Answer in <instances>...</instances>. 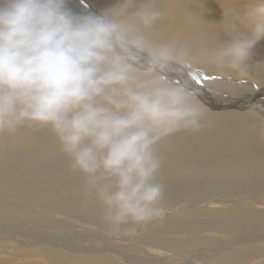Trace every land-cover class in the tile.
I'll return each instance as SVG.
<instances>
[{"label":"clouds","instance_id":"obj_1","mask_svg":"<svg viewBox=\"0 0 264 264\" xmlns=\"http://www.w3.org/2000/svg\"><path fill=\"white\" fill-rule=\"evenodd\" d=\"M70 3L0 0V135L49 130L102 222L119 232L165 214L157 146L206 119L192 74L239 86L264 71V57L227 15V38L161 41L158 0H114L99 13ZM247 15L264 19V6Z\"/></svg>","mask_w":264,"mask_h":264},{"label":"bare ground","instance_id":"obj_2","mask_svg":"<svg viewBox=\"0 0 264 264\" xmlns=\"http://www.w3.org/2000/svg\"><path fill=\"white\" fill-rule=\"evenodd\" d=\"M113 2L71 0L69 7L99 13ZM255 3L158 0L166 16L154 38H227V15L249 33L257 58L264 57V19L252 20L246 12ZM201 74L211 77L194 84L206 114L204 126L157 146L162 163L156 180L163 187L165 214L143 225L115 232L102 222V206L85 195L84 178L70 169L49 130L0 135V256L20 255L13 256L16 264L38 253L62 264H238L263 256L264 139L258 132L264 125V71L251 75L255 83L241 80L239 86L212 72ZM63 160L68 166L62 172L44 170ZM180 180L198 189H167ZM72 216L85 220L78 229L89 228L88 234L67 239L75 228L66 223ZM218 235L230 239L201 251ZM231 249L241 250L228 254Z\"/></svg>","mask_w":264,"mask_h":264},{"label":"rangeland","instance_id":"obj_3","mask_svg":"<svg viewBox=\"0 0 264 264\" xmlns=\"http://www.w3.org/2000/svg\"><path fill=\"white\" fill-rule=\"evenodd\" d=\"M258 5V6H257ZM253 5L250 4V7H252ZM264 6V0H256V3H255V6L253 7H262ZM250 9L247 8L246 12H248ZM263 49V48H262ZM256 49H254L255 51ZM262 51V50H261ZM255 78L256 77H253L251 76L249 79H244L243 82H252V83H255ZM68 166V163L63 160V161H60V162H55V163H52L48 166H46L44 168V170L46 171L47 174H58L60 172H62L63 170H65ZM198 184L196 183H191V182H188V181H185V180H180L177 184H173L171 186H169L167 189H170V190H173V191H194V190H197L198 189ZM67 221L66 223L69 224L71 227H75L74 229H70L71 231V234L69 235V237L67 239H70V237H78L81 238L83 235H86L88 234V229L89 228H79L78 229V226L81 227V223H83L85 220L82 219L81 216H72V217H67ZM62 220H65L64 218H62ZM98 233V232H97ZM215 238H216V241H215ZM213 239V241H211L209 244H207L201 251H203L204 249H207V248H210L212 246H214L215 244L221 242V241H225L227 239H230L228 238L227 236H220L218 235L217 237H215ZM72 240H76V239H72ZM215 241V242H214ZM213 242V243H212ZM215 243V244H214ZM213 244V245H211ZM241 249H237L236 251H234V249H231L230 251H227L228 254H233V253H236V252H239ZM227 252H225L224 254L227 255ZM20 257V255L17 256V254H10L8 253V256L7 255H1L0 256V264H16L15 262V259H18V258H14V257ZM46 255L45 254H42V253H38V255H36L35 257H30V258H27V259H24L23 261H18L17 264H62V262H58V261H55V262H51V259H48L47 257H45ZM259 256V255H258ZM50 260V261H49ZM2 261V262H1ZM10 261V262H9ZM36 261V262H35ZM179 261V260H177ZM6 262V263H5ZM247 262V263H246ZM246 262H241V263H238V264H264V255L263 256H260L258 259H255L253 261H246ZM67 262L65 261V263L63 262V264H66ZM208 263H211V262H208ZM67 264H70V263H67ZM216 264H228L227 262L225 261H218V263Z\"/></svg>","mask_w":264,"mask_h":264},{"label":"snow or ice","instance_id":"obj_4","mask_svg":"<svg viewBox=\"0 0 264 264\" xmlns=\"http://www.w3.org/2000/svg\"><path fill=\"white\" fill-rule=\"evenodd\" d=\"M211 79V77L207 76L206 74L202 76V74H192V80L195 82V84H202L204 80Z\"/></svg>","mask_w":264,"mask_h":264}]
</instances>
